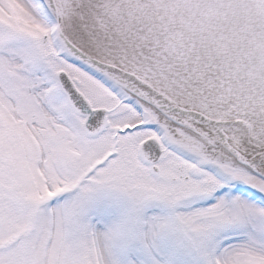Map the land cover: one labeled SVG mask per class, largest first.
I'll list each match as a JSON object with an SVG mask.
<instances>
[{
  "label": "snow or ice",
  "instance_id": "6c2138e0",
  "mask_svg": "<svg viewBox=\"0 0 264 264\" xmlns=\"http://www.w3.org/2000/svg\"><path fill=\"white\" fill-rule=\"evenodd\" d=\"M0 264H264V0H0Z\"/></svg>",
  "mask_w": 264,
  "mask_h": 264
}]
</instances>
